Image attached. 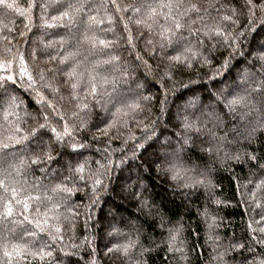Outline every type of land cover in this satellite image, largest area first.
Returning a JSON list of instances; mask_svg holds the SVG:
<instances>
[{
  "label": "snow or ice",
  "instance_id": "1",
  "mask_svg": "<svg viewBox=\"0 0 264 264\" xmlns=\"http://www.w3.org/2000/svg\"><path fill=\"white\" fill-rule=\"evenodd\" d=\"M25 4L0 0V9L18 14L26 21L28 30H31L34 12L39 10L40 27L45 31L63 30V34L57 31V41H41L40 55L46 57L43 67L30 68V62L37 59L35 49L26 58L19 50L13 53L11 47H5L7 55L0 56V120L3 121L0 124V253L6 258V264H27L30 259L40 264H55L53 247L63 242L65 228L73 229L75 218L80 214L78 206L68 202L78 193H84L89 201L85 205L86 214L91 219V209L100 203L101 195L117 190L124 199L135 200L141 211L158 216L161 228L171 225L167 251L188 264L181 239L184 225L167 220L158 207L142 196L139 175L136 185H128L126 180L130 177H123L125 166L130 170L135 165L140 172L155 170L176 187H217L210 179V170L200 168L193 154L199 152L203 159L225 149L230 143L227 136H218L214 129L226 119L234 122L253 111L264 114V0H97L92 3L89 0H25ZM116 18L123 23L126 41L133 49L136 45L130 25L138 31L145 30L150 36L144 49L149 59L137 52L136 67L122 64L120 56L112 53L118 40L98 34L114 31L112 25ZM105 24L107 27H102ZM4 29L14 31L7 25ZM19 36L24 37L25 33L19 32ZM217 54L222 59L214 65ZM237 57L245 67L241 68L239 61L233 64ZM149 60L156 62L155 69ZM140 65L149 69V73L155 72L159 79L150 81L149 73L136 77L134 74ZM205 68L209 71L204 74L210 80L224 72L231 73L233 68L236 74L227 88L212 91L190 75H199L198 70ZM183 77H188L187 82ZM149 83L160 89L162 98L144 94ZM196 84H201L206 96L192 87ZM177 87L182 90L177 99L183 103L176 114L170 115L169 122L175 120V126L181 131L173 133L176 139L172 140L165 135L166 126L157 131L156 119L146 123L137 117L150 113L153 103L165 114L167 98L176 93ZM184 92L189 93L186 99H183ZM22 94L28 96V101ZM29 108H33L35 115ZM96 109L108 115L99 123L90 124L89 118ZM132 124L140 130L139 136ZM257 128L264 129V116L257 120L252 133ZM89 133H92L90 137ZM116 141L121 142L119 149L110 151ZM97 142L104 144L103 149H96L103 163L90 161L85 155ZM117 151L121 155L114 157ZM244 156L264 173L261 162L264 155L246 152ZM223 159L239 162L241 156L224 151ZM51 165L58 167L50 168ZM117 169L120 182L114 183L113 173ZM32 171L50 174L49 185H43L38 179L28 185L25 177ZM236 185L241 195L238 203L247 204L244 211L251 210L253 214L246 222L252 242L233 239L225 246L217 232L218 216L205 208L202 213L207 227L205 243L215 253L211 257L214 264H228L229 252L251 253V262L245 256L242 264H264V251L258 257L253 251V244L264 247V176L255 182L237 181ZM30 189L41 190L34 194ZM213 202L226 203L220 199ZM41 204H45L43 210ZM17 206L23 211L17 212ZM61 208L68 215L60 212ZM120 223L134 227L123 218ZM18 227L19 235H15ZM109 227L110 236H122L120 228L114 224ZM41 234L51 243L40 239ZM137 246L136 241L124 236L123 242L118 240L106 249L107 253L128 258ZM140 247L141 256L144 251H150ZM60 251L68 257V264H79V260L72 259L77 256L76 252L64 248ZM88 264H98L94 248Z\"/></svg>",
  "mask_w": 264,
  "mask_h": 264
},
{
  "label": "trees",
  "instance_id": "2",
  "mask_svg": "<svg viewBox=\"0 0 264 264\" xmlns=\"http://www.w3.org/2000/svg\"><path fill=\"white\" fill-rule=\"evenodd\" d=\"M20 6H26L25 0H17ZM43 2V0H41ZM90 3L97 2V0H89ZM123 2H130V0H123ZM109 13H112L111 7L108 8ZM52 9H49V13ZM42 13L36 10L33 14V22L31 30L25 27L26 21L21 18L18 14L11 10L0 9V56H6L4 53L5 47H11L13 53L17 50L22 52L26 58L29 56V52L35 49L37 53V59L34 62H30V68L43 67V62L46 59L45 56H41L42 44L48 43L49 41H57L59 36L56 35L57 31L63 34V30L49 29L45 31L41 25L40 16ZM100 15H104L103 8L100 9ZM4 25L8 26V29H14V31H8L4 29ZM102 27H107V24ZM114 31L98 33L102 38L109 40H118L117 45L111 50L113 54L120 56L121 63L131 67H136L139 64L135 60L137 52L143 56L144 59L149 58L144 55V49L146 47V39L150 38L145 30H137L135 26L130 25L132 28L133 43L136 45L135 49L129 46L126 41L127 33L123 30V23L116 18L112 25ZM19 32H24L25 36L20 37ZM7 36L8 39L4 40L2 37ZM23 40V43L21 41ZM49 51H52L50 49ZM247 51V49H245ZM222 59L217 54V60L213 61V64L219 63ZM239 61L240 67L243 68L245 65L240 57H237L233 64ZM152 64L153 69L156 68V62L149 60ZM199 75L191 73L192 78L201 81L203 85H206L207 89L216 91L218 88H227L230 85L231 77L236 74L235 68L232 69L231 73L224 72L222 75L216 76L215 80H210L205 72L209 70L207 68L198 70ZM213 74L215 69L212 70ZM149 73V69L140 65L138 71L134 74L136 77H143V74ZM158 80L159 77L155 75V72L149 73V80ZM184 81L187 82L188 77H183ZM143 82V79H141ZM134 87V85H132ZM127 87V86H125ZM192 87L201 90L204 96L207 92L204 91L201 84L192 85ZM182 90L177 87L176 93L169 94L167 98V106L165 114H161L159 111V105L153 103L151 106V112L141 114L138 119H144L145 122L149 119L157 120V131H161L164 127H167L165 135L175 140L176 137L173 135L175 132L181 130L175 126L176 122L173 120L169 122L170 115H174L178 112L180 106L183 103L182 99H177L181 95ZM144 94H151L162 98L160 89L157 86H153L152 83L148 84V89L144 91ZM189 93L184 92L183 99H186ZM23 98L28 101V96L22 94ZM131 99V97H129ZM30 103V101H29ZM110 107V106H109ZM257 107L259 105L257 104ZM29 111L35 115L33 108H29ZM95 112H99L97 116ZM95 112L90 116V124L99 123L102 117H107V113L96 109ZM264 114L258 115L255 111L249 113L246 118L237 117L234 122H229L231 118L226 119L224 124H221L218 128H215L218 136H227L230 143L226 144L225 149L219 154L207 155L203 159H200V153L196 152L193 154V160L200 168H207L210 170V179L217 187L210 189L204 186H198L194 189L186 187H176L175 183L170 181L167 177L158 175L155 170L149 169L147 172H140L135 165L129 170L125 166L123 173L124 178L130 177L126 182L130 186H134L138 183L137 176H140L139 183L141 185L140 191L144 198L148 199L158 207L167 220L175 223L176 221L182 222L184 225V231L181 239L184 241L185 252L188 256V264H214L211 259L215 253L212 251V247L205 243L207 236V227L203 221L202 213L207 208L213 215L218 216L220 221V227L217 232L220 234L221 240L224 245L227 246L233 239L240 240L241 243H251L249 239L252 235L247 230V221L252 217V212H245L244 209L247 204L238 203L241 200L240 192L237 191L236 182L244 184L249 180L255 182L264 176L259 168L253 167V163L246 160L244 153L255 152L256 155H264V129L257 128L254 133L252 129L256 126L257 120H259ZM158 118V119H157ZM3 121L0 120V124ZM132 129L137 136H139L140 130L132 124ZM210 128L211 124L208 125ZM94 132V129H93ZM250 133H252L250 135ZM92 133H89V137ZM126 134V133H125ZM98 135V133H97ZM205 139L207 137H204ZM89 143L91 140L89 139ZM121 142L116 141L111 145V148L119 149ZM250 145V146H249ZM207 146V145H205ZM103 149V142H97L93 144V147L85 153L90 161L100 160L103 163L101 154L96 152V149ZM224 151L229 153H237L241 156V160H225ZM121 153L119 151L114 153V157H119ZM130 155V153H129ZM264 163V161H261ZM136 163H139L137 161ZM92 168H95V163H92ZM58 167V165H51L50 168ZM147 167V166H146ZM119 169L113 173L114 183H119L117 179L120 177ZM26 180L28 185L36 183L37 179L43 183V185H49L52 177L50 174L41 173L39 171H32L26 174ZM27 186V185H26ZM251 187V185L249 186ZM147 189L144 191V189ZM35 192L41 189H30ZM220 199L226 201L220 205L215 204L213 201ZM71 206H78L77 210L80 213L75 218V227L71 230L65 228L64 240L62 243H57L53 247V255L55 258V264H68V257L60 251L64 248L65 251L76 252L77 256L73 257V260H79V264H88L91 257V249H95V256L98 264H185L180 261L178 255L174 256L172 253L167 251L168 243V227L170 224H166L163 228L159 226V217L156 215L148 214L147 210L141 211L140 206L135 200L124 199L120 194L119 190L116 192H107L101 195L100 203L91 209V219L86 214L85 205L89 203L88 197L84 193H78L77 196L73 197L69 202ZM43 210L45 204L39 205ZM23 211L22 208L17 206V212ZM68 215L64 208L59 210ZM115 215V219H113ZM121 218L126 223L130 222L134 227H126L125 224L120 223ZM259 219V217H256ZM109 224H114L115 227L121 229L122 236L112 237L108 233L111 232ZM19 227L15 230V235H19ZM12 235L10 233H3ZM127 236L129 239L136 241L137 247L133 249L130 257L125 258L117 253H107L106 246L110 247L112 243L118 240L123 242V237ZM87 237V242L85 241ZM40 239L51 243L46 236L41 234ZM39 244V240L36 242ZM76 244L80 247L72 249L70 246ZM195 249L192 250V246ZM143 249H149L150 251H144L141 256V247ZM253 251L257 257L261 251H264V247L253 244ZM248 257V261L251 262L253 256L251 253H234L229 252L227 259L228 264H242L244 257ZM83 258L82 260L80 258ZM0 264H6V258L0 253ZM27 264H40L39 261L29 260Z\"/></svg>",
  "mask_w": 264,
  "mask_h": 264
}]
</instances>
